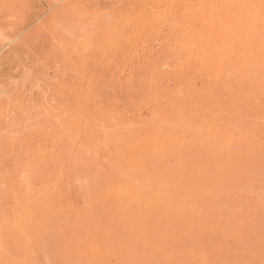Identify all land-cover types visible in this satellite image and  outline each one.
<instances>
[{"label":"bare ground","instance_id":"obj_1","mask_svg":"<svg viewBox=\"0 0 264 264\" xmlns=\"http://www.w3.org/2000/svg\"><path fill=\"white\" fill-rule=\"evenodd\" d=\"M182 5L170 33L175 72L146 60L150 83L140 86L137 102L125 101L132 115L119 99L91 105L76 95L70 108L47 112V124L35 130L39 143L24 159L19 187H35L28 179L38 190L52 189L69 166L75 187L98 193L108 229L93 224L90 264L111 256V237L118 239L115 264H234L247 233L234 208L249 204L242 190L253 173L244 166L251 150L237 143L257 129L242 124L237 134L233 111L247 85L264 96V0H174L167 9ZM137 25L135 37L149 26L141 17ZM130 75L119 77L121 89L132 87Z\"/></svg>","mask_w":264,"mask_h":264},{"label":"rangeland","instance_id":"obj_2","mask_svg":"<svg viewBox=\"0 0 264 264\" xmlns=\"http://www.w3.org/2000/svg\"><path fill=\"white\" fill-rule=\"evenodd\" d=\"M173 1L161 0L159 6L156 0H0V264H90L89 257L94 258L87 252L91 228L94 224L108 229L99 218L102 207L96 191L75 187L76 173L69 166L49 190H38L34 180L27 179L33 188L16 182L26 179L24 159L34 153L39 143L35 130L47 124L48 111L68 109L73 97L80 95L88 97L91 105L119 99L132 115L125 101L137 102L140 86L150 83L147 61L174 74L177 63L169 53L174 40L170 33L177 13L187 7L167 9ZM156 15L159 23H153ZM138 17L149 26L142 25L135 37ZM130 74L132 87L121 89L119 77ZM243 91L246 95L235 98L233 111L237 134L242 124H253L258 131L245 130L246 142L237 143L244 145L237 146L244 152H255L246 153L244 164L246 172L253 169L242 190L249 204L241 202L234 208L237 222L247 231L242 246L235 249L234 264H264V96L255 85ZM117 243L113 237L108 241L111 256ZM111 256L100 263L115 264Z\"/></svg>","mask_w":264,"mask_h":264}]
</instances>
